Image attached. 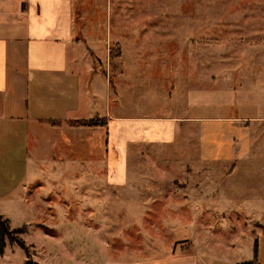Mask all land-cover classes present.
I'll return each mask as SVG.
<instances>
[{"label":"rangeland","instance_id":"obj_1","mask_svg":"<svg viewBox=\"0 0 264 264\" xmlns=\"http://www.w3.org/2000/svg\"><path fill=\"white\" fill-rule=\"evenodd\" d=\"M85 2L102 38L96 64L108 73L112 94L104 90L90 118L106 119L104 98L113 110L120 86L126 93L120 113L169 115L170 80L163 73L119 81L113 63L120 45L125 62L142 48L170 54L179 47V84L203 96L209 83L218 90L224 108L211 115L232 100L227 114L242 117V95L250 91L258 99L253 113L264 118V0ZM131 50L136 54L126 55ZM111 125L109 136L90 132L86 149L74 146L72 163L66 149L46 145L45 159L31 161L38 176L32 187L12 200L0 195V215L8 221L0 264H264V120L253 124L248 151L230 163H200L195 135L186 134L188 147L180 139L169 151L140 147L127 159L129 181L121 187L107 186L102 165L86 163L114 156ZM137 175L141 181L133 183Z\"/></svg>","mask_w":264,"mask_h":264},{"label":"crops","instance_id":"obj_2","mask_svg":"<svg viewBox=\"0 0 264 264\" xmlns=\"http://www.w3.org/2000/svg\"><path fill=\"white\" fill-rule=\"evenodd\" d=\"M85 4V0H0V195L12 200L32 187L30 183L37 181L38 176L31 164L45 159L46 145L55 144V150L66 149L64 154L72 163V148L78 145L86 149L84 141L90 132L109 136V122L114 156L107 155L103 163L99 159L90 162L88 156L86 161L89 166L102 165L103 181L107 180L108 187L127 185V159L134 150L156 145L169 151L177 147L178 139L188 147L191 139L186 134L198 137L200 163H230L248 151L253 124L264 120L253 113L258 108L256 94L252 99L250 91L243 92L242 117L227 114L228 107L234 105L232 100L226 111L211 115L219 112V107L224 108L218 103V90L209 83L203 96L202 90H187L179 84L183 80L179 47L170 54L166 49L142 48L137 50L139 54L131 50L126 55H136L125 62L123 53L127 52L114 42L120 45L113 63L118 67L120 82L134 75L146 76L150 81L156 73H163L170 80L166 94L169 105L164 108L169 113L167 117L120 113L126 96L120 86L115 88L113 110L104 98V106L107 104L108 111L114 114L110 115L105 107L106 119L90 118L96 102H102L104 90L110 98L112 94L108 73L96 64L102 38L83 10ZM138 64L144 68L137 69ZM112 65L106 62L107 67ZM134 99L129 96V108H135ZM89 120L103 124H78ZM48 157L54 158L52 153ZM115 167L118 174L113 177ZM138 178L137 175L132 182L141 181Z\"/></svg>","mask_w":264,"mask_h":264},{"label":"trees","instance_id":"obj_3","mask_svg":"<svg viewBox=\"0 0 264 264\" xmlns=\"http://www.w3.org/2000/svg\"><path fill=\"white\" fill-rule=\"evenodd\" d=\"M81 126H102L101 121H96V120H89V121H84L81 123H78ZM8 221L3 219V217L0 215V237H2L4 234H6V231H8ZM254 256L256 258L257 256V249L255 248L254 251Z\"/></svg>","mask_w":264,"mask_h":264}]
</instances>
